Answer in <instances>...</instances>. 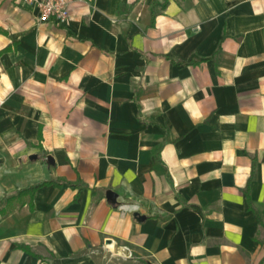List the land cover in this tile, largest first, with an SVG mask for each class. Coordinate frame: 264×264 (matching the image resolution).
<instances>
[{
  "label": "crops",
  "instance_id": "0c3cea01",
  "mask_svg": "<svg viewBox=\"0 0 264 264\" xmlns=\"http://www.w3.org/2000/svg\"><path fill=\"white\" fill-rule=\"evenodd\" d=\"M69 2L0 0V264H264V0Z\"/></svg>",
  "mask_w": 264,
  "mask_h": 264
},
{
  "label": "built area",
  "instance_id": "2783aa9c",
  "mask_svg": "<svg viewBox=\"0 0 264 264\" xmlns=\"http://www.w3.org/2000/svg\"><path fill=\"white\" fill-rule=\"evenodd\" d=\"M22 3L36 10L41 22L52 20L58 24H67L70 19L69 0H22ZM127 257H133L131 251Z\"/></svg>",
  "mask_w": 264,
  "mask_h": 264
},
{
  "label": "water",
  "instance_id": "95a60500",
  "mask_svg": "<svg viewBox=\"0 0 264 264\" xmlns=\"http://www.w3.org/2000/svg\"><path fill=\"white\" fill-rule=\"evenodd\" d=\"M31 159H37V155H33V156H31ZM48 161H49L50 163H53V162H54L53 157L48 156ZM117 196H118L117 193H115V192L112 191V190H109V191L107 192V199H108L109 201L113 202V203H116V202H117ZM135 218H136L138 221H144V220L147 218V216H146V215H142V214H140L139 212H136V213H135Z\"/></svg>",
  "mask_w": 264,
  "mask_h": 264
},
{
  "label": "rangeland",
  "instance_id": "374dc122",
  "mask_svg": "<svg viewBox=\"0 0 264 264\" xmlns=\"http://www.w3.org/2000/svg\"><path fill=\"white\" fill-rule=\"evenodd\" d=\"M262 240L264 242V227L262 232ZM109 264H145L142 259H137L135 257L129 259H123L121 257H113Z\"/></svg>",
  "mask_w": 264,
  "mask_h": 264
},
{
  "label": "trees",
  "instance_id": "16d2710c",
  "mask_svg": "<svg viewBox=\"0 0 264 264\" xmlns=\"http://www.w3.org/2000/svg\"><path fill=\"white\" fill-rule=\"evenodd\" d=\"M144 263H145V264H149L148 262H145V261H144Z\"/></svg>",
  "mask_w": 264,
  "mask_h": 264
}]
</instances>
